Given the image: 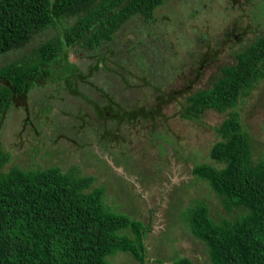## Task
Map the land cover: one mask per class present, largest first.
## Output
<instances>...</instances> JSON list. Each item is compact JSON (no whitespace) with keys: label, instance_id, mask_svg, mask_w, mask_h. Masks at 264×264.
I'll use <instances>...</instances> for the list:
<instances>
[{"label":"rangeland","instance_id":"obj_1","mask_svg":"<svg viewBox=\"0 0 264 264\" xmlns=\"http://www.w3.org/2000/svg\"><path fill=\"white\" fill-rule=\"evenodd\" d=\"M61 32L58 23L37 34L23 48L0 56V67L29 57L41 42ZM263 34L264 0H164L151 22L133 16L102 48L111 59L98 65L100 75L118 81L126 99L132 97L131 105L144 113L115 124L112 119L103 124L85 120L75 109L74 92L62 81L46 79L0 114L1 146L9 154L0 170L58 166L63 172L91 175L92 187L85 191L102 187L112 210L150 224L144 264H171L180 256L209 264L206 245L193 236L182 213L199 202L207 203L217 222L234 220L241 211L227 209L208 182L192 172L198 163L218 165L210 149L219 139L215 127L228 113L206 109L194 120L180 111L189 95L209 87L223 66L234 63L236 54ZM69 52L70 62L89 74L94 63L89 52ZM92 81V101L116 110L107 89ZM172 91L176 95L164 101ZM127 106L125 110L134 109ZM236 109L250 134L254 159L264 157V77ZM108 260L139 264L122 251Z\"/></svg>","mask_w":264,"mask_h":264},{"label":"trees","instance_id":"obj_2","mask_svg":"<svg viewBox=\"0 0 264 264\" xmlns=\"http://www.w3.org/2000/svg\"><path fill=\"white\" fill-rule=\"evenodd\" d=\"M163 1L0 0V56L62 24L61 34L41 42L29 57L0 67V114L52 78L62 81L76 97L96 104L102 116L108 104L92 101L84 91L83 85H91L89 74L70 62V48L87 50L94 61L90 73L98 72V64L111 59L102 48L122 23L135 15L151 22ZM263 77L264 34L238 52L234 63L223 66L209 87L189 95L180 111L194 120L206 109L228 113L215 127L219 139L210 149L218 165L198 163L192 172L208 182L227 209L241 211L234 220L217 222L207 203L199 202L182 213L193 236L206 245L209 264H264V157L254 159L250 134L236 109ZM174 95V91L167 93L164 101ZM106 108L109 111L110 105ZM79 112L87 120V112ZM138 113L144 112L129 109L118 118L131 119ZM8 159L0 141V169ZM93 181L91 175H74L58 166L0 170V264H110L108 257L118 251L144 264L150 224L112 210L102 187L85 191ZM171 264L195 263L180 256Z\"/></svg>","mask_w":264,"mask_h":264},{"label":"flooded vegetation","instance_id":"obj_3","mask_svg":"<svg viewBox=\"0 0 264 264\" xmlns=\"http://www.w3.org/2000/svg\"><path fill=\"white\" fill-rule=\"evenodd\" d=\"M79 66H81V65H79ZM99 71L97 72V70H96V71H94L93 74H91L89 72V78L88 79L90 81L92 79L93 80L92 82H97L98 85L102 86L103 89H107V92L111 94V97H110L109 94H108V96L110 98H112V100L114 101V106H116L117 109L116 110L114 109L112 111V113H110L109 111H105V115H106L107 118H103L104 116H100L98 114V106L96 104H92V106H94V107H93V109H91L90 108V103H89L90 101L88 99H86L85 97L77 99L75 96H72V100H74V104L77 106V107L75 106V109L78 112H79V110H81V112H87V118L89 117L92 120L99 121L100 124L101 123L102 124L105 123L108 119L114 120L113 124L119 123V120H121V121L123 120V118H118V116L119 115L120 116L124 115V111H125V108H126L124 106L128 105L131 108L134 107V109H130V111H136L138 109L134 105H131V103L129 102V99L130 100L133 99L132 97L130 98L127 95L128 99H126V97H125V92L126 91L125 92L123 91L124 88L120 87V83L118 81L111 79L106 74L100 75ZM96 73H97V75H96ZM86 74H88V73H86ZM65 87H67V86H65ZM83 89L87 93V95L91 96L92 95V91L91 90L94 89V88L83 85ZM121 102H124V105ZM83 103H85L86 105L83 104ZM118 111L119 112H123V113L120 114ZM138 115H142V114L138 113ZM104 128H105V126H104Z\"/></svg>","mask_w":264,"mask_h":264},{"label":"crops","instance_id":"obj_4","mask_svg":"<svg viewBox=\"0 0 264 264\" xmlns=\"http://www.w3.org/2000/svg\"><path fill=\"white\" fill-rule=\"evenodd\" d=\"M88 75V74H87Z\"/></svg>","mask_w":264,"mask_h":264}]
</instances>
